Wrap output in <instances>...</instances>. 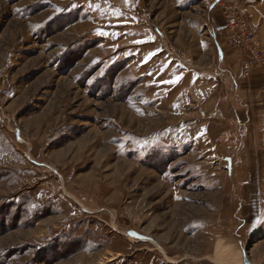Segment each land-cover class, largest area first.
<instances>
[{
  "label": "rangeland",
  "instance_id": "1",
  "mask_svg": "<svg viewBox=\"0 0 264 264\" xmlns=\"http://www.w3.org/2000/svg\"><path fill=\"white\" fill-rule=\"evenodd\" d=\"M213 2L0 0V264H264V68L166 83Z\"/></svg>",
  "mask_w": 264,
  "mask_h": 264
},
{
  "label": "crops",
  "instance_id": "2",
  "mask_svg": "<svg viewBox=\"0 0 264 264\" xmlns=\"http://www.w3.org/2000/svg\"><path fill=\"white\" fill-rule=\"evenodd\" d=\"M242 10L249 24L254 30L257 31L261 41L264 43V0L245 2L243 4ZM205 13V27L203 28V33L200 36V40H198L196 47H185L181 55L176 54V50L178 48L177 46L172 49L170 47H167L166 50L168 51V55H174L175 57H178V59L182 62L180 64H177L173 63L171 59L169 60V64L171 63V65L174 66L173 70L171 67L170 70L172 73H174L173 75H176L174 78H172L171 81H184L189 83L201 82V84L203 83V91H200L199 93L187 92L184 93V95H186V97L192 96L199 98H214V101H211L207 105V107L201 108L200 112H198L201 113L205 111V108L207 109L209 107V109H211L213 107V113H215L217 109L219 110V107L224 106V102L227 101V98H229V93L226 89L230 88V90H237L240 85L236 80L237 75L231 76L230 74L225 73V70L222 66L223 64H220L224 60L225 54L224 45L221 43V41L223 40L221 37L222 31L220 30L221 25L217 24V17L214 15L213 9H211V5H209V7L206 9ZM151 39L153 38L149 35V39H141L139 42L145 43L149 42V40ZM189 40L191 42L193 38H190ZM185 45L187 44L185 43ZM239 61L240 59L238 58V62ZM180 65H182L183 67L181 73L176 74V70H178L177 67H180ZM217 67L218 69H216ZM192 71H197L195 72L196 76L190 75ZM209 80H213L216 83L225 82L227 86L226 88L222 87L220 89H215L209 95V91L207 89V82ZM234 93H236L237 95L239 91H234ZM239 104L242 106L241 101H239ZM232 109L235 113V109L233 107ZM219 113H222V110L217 112V114Z\"/></svg>",
  "mask_w": 264,
  "mask_h": 264
},
{
  "label": "built area",
  "instance_id": "3",
  "mask_svg": "<svg viewBox=\"0 0 264 264\" xmlns=\"http://www.w3.org/2000/svg\"><path fill=\"white\" fill-rule=\"evenodd\" d=\"M244 1L262 0H214L212 8H221L225 22L221 36L226 39L228 46L241 52L240 75L249 78L255 70L264 68V44L240 10Z\"/></svg>",
  "mask_w": 264,
  "mask_h": 264
},
{
  "label": "snow or ice",
  "instance_id": "4",
  "mask_svg": "<svg viewBox=\"0 0 264 264\" xmlns=\"http://www.w3.org/2000/svg\"><path fill=\"white\" fill-rule=\"evenodd\" d=\"M176 81H166V83H175Z\"/></svg>",
  "mask_w": 264,
  "mask_h": 264
}]
</instances>
